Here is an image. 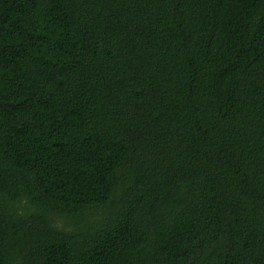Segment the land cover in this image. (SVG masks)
I'll return each instance as SVG.
<instances>
[{"label": "trees", "instance_id": "1", "mask_svg": "<svg viewBox=\"0 0 264 264\" xmlns=\"http://www.w3.org/2000/svg\"><path fill=\"white\" fill-rule=\"evenodd\" d=\"M0 264H264V0H0Z\"/></svg>", "mask_w": 264, "mask_h": 264}]
</instances>
